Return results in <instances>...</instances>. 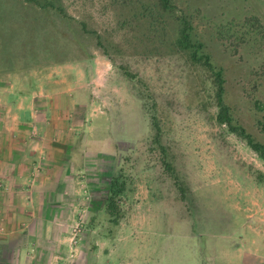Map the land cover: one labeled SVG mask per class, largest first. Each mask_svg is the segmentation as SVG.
<instances>
[{"label": "rangeland", "instance_id": "374dc122", "mask_svg": "<svg viewBox=\"0 0 264 264\" xmlns=\"http://www.w3.org/2000/svg\"><path fill=\"white\" fill-rule=\"evenodd\" d=\"M216 71L264 144V0H0V92L65 78L96 101L65 264H264V158L219 122Z\"/></svg>", "mask_w": 264, "mask_h": 264}, {"label": "crops", "instance_id": "0c3cea01", "mask_svg": "<svg viewBox=\"0 0 264 264\" xmlns=\"http://www.w3.org/2000/svg\"><path fill=\"white\" fill-rule=\"evenodd\" d=\"M59 80L0 92V264H65L85 181L99 179L78 135L96 101Z\"/></svg>", "mask_w": 264, "mask_h": 264}, {"label": "trees", "instance_id": "16d2710c", "mask_svg": "<svg viewBox=\"0 0 264 264\" xmlns=\"http://www.w3.org/2000/svg\"><path fill=\"white\" fill-rule=\"evenodd\" d=\"M164 4L167 5L169 0H163ZM51 5V4H50ZM61 15L67 16L63 8L59 6L52 5ZM100 44V41H99ZM208 58V57H207ZM215 75H217V83H218V120L221 123L226 124L229 127L231 132H234L239 137L245 139L247 143L252 147V149L261 157L264 158V144L254 139V137L247 132V130L238 124L233 118L232 113L230 112L229 106L224 102L222 93H223V84H222V72L216 71ZM122 188L117 187V180L113 179L110 185V198L107 206V210L110 215L116 216L118 214L117 208V195L121 192Z\"/></svg>", "mask_w": 264, "mask_h": 264}]
</instances>
